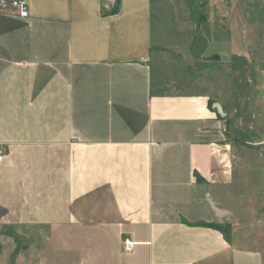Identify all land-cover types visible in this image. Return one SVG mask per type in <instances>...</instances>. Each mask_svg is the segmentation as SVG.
Returning a JSON list of instances; mask_svg holds the SVG:
<instances>
[{
    "label": "crops",
    "instance_id": "crops-1",
    "mask_svg": "<svg viewBox=\"0 0 264 264\" xmlns=\"http://www.w3.org/2000/svg\"><path fill=\"white\" fill-rule=\"evenodd\" d=\"M254 1L0 14V264H264Z\"/></svg>",
    "mask_w": 264,
    "mask_h": 264
},
{
    "label": "built area",
    "instance_id": "built-area-1",
    "mask_svg": "<svg viewBox=\"0 0 264 264\" xmlns=\"http://www.w3.org/2000/svg\"><path fill=\"white\" fill-rule=\"evenodd\" d=\"M116 0H101V11L110 12L113 10ZM0 14L14 15L19 18H27L29 15L28 0H0ZM3 159V147L0 146V163ZM136 243L125 238L122 241V247L125 252H131Z\"/></svg>",
    "mask_w": 264,
    "mask_h": 264
},
{
    "label": "rangeland",
    "instance_id": "rangeland-1",
    "mask_svg": "<svg viewBox=\"0 0 264 264\" xmlns=\"http://www.w3.org/2000/svg\"><path fill=\"white\" fill-rule=\"evenodd\" d=\"M255 3H257V2H255L254 0H253V2H251V5L248 7V9L249 10H252V13L254 14V12H255V10H256V7H255ZM252 14V15H253ZM254 19H255V16L253 17ZM251 19V18H250ZM257 44H258V47H259V56H260V58L261 57H263L264 56V34H262V33H258L257 34ZM261 45V46H260ZM260 47H261V49H260ZM263 48V49H262ZM260 201V200H259ZM223 226H225V225H223ZM6 230L5 229H3L2 230V232H1V230H0V233H3V235H9L11 232H9V233H6L5 232ZM227 233H229V230H228V232ZM15 237V236H14ZM12 241H13V243H15V244H17L18 243V241H17V239H12ZM13 258L14 257H11V259H12V261H13ZM5 261V260H4ZM6 262V261H5Z\"/></svg>",
    "mask_w": 264,
    "mask_h": 264
},
{
    "label": "water",
    "instance_id": "water-1",
    "mask_svg": "<svg viewBox=\"0 0 264 264\" xmlns=\"http://www.w3.org/2000/svg\"><path fill=\"white\" fill-rule=\"evenodd\" d=\"M213 107L217 110V112H218L219 114H222V111H221V107H220V105H218V104L216 103V104L213 105ZM214 210H215L219 215H221V216L224 214L223 211H221V210H219V209H217V208H214Z\"/></svg>",
    "mask_w": 264,
    "mask_h": 264
},
{
    "label": "trees",
    "instance_id": "trees-1",
    "mask_svg": "<svg viewBox=\"0 0 264 264\" xmlns=\"http://www.w3.org/2000/svg\"><path fill=\"white\" fill-rule=\"evenodd\" d=\"M215 228H217L218 230H220V232H222L223 234L227 233L229 230V226L225 225V226H214Z\"/></svg>",
    "mask_w": 264,
    "mask_h": 264
}]
</instances>
